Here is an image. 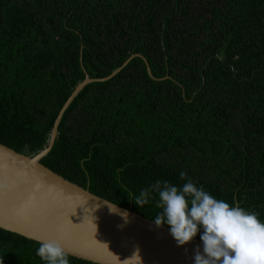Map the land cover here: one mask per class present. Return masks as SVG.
<instances>
[{
    "label": "trees",
    "instance_id": "trees-1",
    "mask_svg": "<svg viewBox=\"0 0 264 264\" xmlns=\"http://www.w3.org/2000/svg\"><path fill=\"white\" fill-rule=\"evenodd\" d=\"M134 54L85 86L41 162L150 220L158 196L130 200L184 171L264 221V0H0V142L45 148L77 85ZM38 242L0 227V264H44Z\"/></svg>",
    "mask_w": 264,
    "mask_h": 264
},
{
    "label": "water",
    "instance_id": "water-1",
    "mask_svg": "<svg viewBox=\"0 0 264 264\" xmlns=\"http://www.w3.org/2000/svg\"><path fill=\"white\" fill-rule=\"evenodd\" d=\"M136 56L143 57L134 54L109 76L87 75L77 85L45 148L26 154L0 142L1 228L39 242L62 236L70 255L95 264H133L126 260L137 250L142 264H194L196 249L203 251L201 239L178 246L168 226L157 227L153 220L92 193L41 162L56 142L64 112L85 86L113 78Z\"/></svg>",
    "mask_w": 264,
    "mask_h": 264
},
{
    "label": "clouds",
    "instance_id": "clouds-1",
    "mask_svg": "<svg viewBox=\"0 0 264 264\" xmlns=\"http://www.w3.org/2000/svg\"><path fill=\"white\" fill-rule=\"evenodd\" d=\"M179 176L182 185L157 180L130 201L142 208L155 193L162 211L152 219L157 227L169 226L178 246L199 234L203 251L196 249L194 264H264V221L258 214L216 198L184 171ZM62 239L38 242L36 255L44 264H71ZM126 261L142 264L139 250Z\"/></svg>",
    "mask_w": 264,
    "mask_h": 264
}]
</instances>
